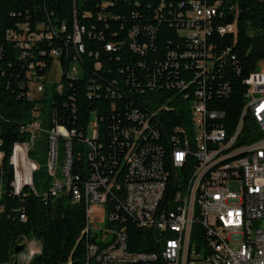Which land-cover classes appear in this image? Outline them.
I'll list each match as a JSON object with an SVG mask.
<instances>
[{
  "label": "built area",
  "instance_id": "1",
  "mask_svg": "<svg viewBox=\"0 0 264 264\" xmlns=\"http://www.w3.org/2000/svg\"><path fill=\"white\" fill-rule=\"evenodd\" d=\"M96 1L105 8L120 0ZM174 1L178 5L176 9L173 0H161L159 10L163 15L167 11L173 16L170 25H176L177 34L186 41V45L178 43L179 50H170L169 57L173 61L159 63L149 78L140 80L130 75L128 80L138 90L145 81L150 86L164 83L163 73L169 68L184 67L195 72L191 82L172 78L167 83L168 87L176 86L184 91L186 98L190 97L187 91L194 87L190 124L176 128L168 139V146L152 123L157 112L147 117L140 107H133L127 113V123L114 126L116 132L109 151L98 142L96 117L94 132L88 136L87 129L78 132L57 122L52 127L44 126L43 111L37 105L32 111V121L23 125L28 136L27 147L33 148L40 139L53 138V143L56 139H63L64 148H68V155H65L68 163L59 165V150H51V146H47L48 172L53 178L51 193H68L73 202H83L87 211L103 206L108 212L104 228H85L86 254L81 264H167V256H175V264H264V58L258 62L259 70H251L244 79L246 90L259 94L260 107L257 111H250L244 99L238 123L233 130H228L222 121L225 113L208 107L214 87L218 86L221 94L230 90L228 84L216 83L217 71L220 70L217 66L221 67L229 57L234 64L237 63L236 56L231 55V47L218 51L214 44L208 42V35L213 32V19L221 5H214V0ZM163 15L157 16L160 23L165 19ZM19 27L8 30L7 38H14L22 49V57L31 56V50L39 41L53 36V31L46 24H38L36 29L27 24ZM66 29L63 24L61 31ZM85 31L86 27L75 20L70 37L79 53L85 52L82 42ZM235 31L234 23L218 29L221 35ZM148 32L144 31V34L152 37L150 42H153V27ZM138 34L139 28L129 32L132 38L130 48L146 54L149 42L139 46L136 41ZM119 44L122 43H108L106 49L117 52ZM49 54L53 62L47 72H42L45 62H30L28 65L25 87L29 100L42 99L49 84L55 83L59 88L56 78H52L56 77L54 64H61V51L52 49ZM140 65L146 66L145 63ZM100 67L98 62L96 68ZM237 73H242L239 64ZM78 75V64H74L68 78L73 81ZM107 92L111 97H122L119 89L112 85ZM93 94L89 92L90 97ZM166 108L168 106L164 105L161 110ZM77 136L86 145L92 168L82 186L78 184L79 175L74 177L72 174L74 139ZM2 146L0 138V213L5 210L1 199L6 151ZM243 155H251V158L261 161L260 176L254 181H246L248 169ZM78 160H81V153ZM8 162L13 173L10 182L13 193L21 196L27 186L34 187V173L40 165L36 161L35 172H27V163L18 154L17 142L12 146ZM22 173H30V180H22ZM172 192H180V200H172ZM244 196L253 197L249 222H241ZM166 209H175V216H166ZM20 217L25 219V214L21 213ZM131 227L144 232L142 244L145 242L150 249H131L130 239L135 234ZM87 230H94V238H87ZM246 232H253L255 241H247ZM33 240L26 238L18 243L25 244V249L18 256L19 264H29L36 254L30 250ZM139 243V239L133 238L134 246H139ZM64 264L73 263L70 260Z\"/></svg>",
  "mask_w": 264,
  "mask_h": 264
},
{
  "label": "trees",
  "instance_id": "2",
  "mask_svg": "<svg viewBox=\"0 0 264 264\" xmlns=\"http://www.w3.org/2000/svg\"><path fill=\"white\" fill-rule=\"evenodd\" d=\"M173 2L176 9L177 2ZM160 4L161 0H120L102 8L96 0H0V138L6 151L1 199L5 210L0 213V264L13 262L15 245L26 238L35 239L41 245L40 252L33 256L29 264H64L70 260L73 264H81L87 243L84 230L92 227L83 202H73L68 193H51L53 178L47 163H39L40 167L35 172L38 152L35 146L31 149L26 146L28 136L23 126L32 121L35 106H41L44 126L52 127L57 122L78 132L86 131L94 112L98 120V142L105 145L106 151L114 141V126L127 123V113L134 108L140 107L147 117L157 112L152 123L159 129L167 146L176 128L190 124V101L194 87L187 91L190 97L186 98L184 91L176 86L168 87L167 83L172 78L191 82L195 77L194 71L184 67L169 68L163 73L164 83L150 86L145 81L138 90L128 81L130 75L140 80L149 78L156 72L159 63L173 61L169 53L179 50L178 43L186 45V41L177 34L176 25H170L173 16L167 11L164 15L160 13ZM214 5L221 6L213 19V32L208 35V42L214 44L218 51L231 47V55L236 56L237 63L234 64L229 57L221 67L217 66L220 70L217 71L216 83H226L230 90L221 94L218 92L220 88L214 87L208 107L224 112V126L233 130L241 117L245 95L249 91L244 79L251 70H259L258 62L264 58V1L223 0L222 3V0H214ZM158 15L165 16L161 23ZM75 20L86 27L82 41L84 53L77 51L70 37ZM231 23L236 24L234 33L219 34L220 27ZM23 24L32 29H36L38 24H46L53 31L52 38L39 41L31 50V56L27 57H22V49L14 38H7L8 30L20 29ZM63 24L67 28L65 31H61ZM150 27L155 31L153 42H150L152 37L144 34V31L149 34ZM135 28L140 30L136 36L139 46L149 42L146 54L130 48L132 38L129 32ZM111 42L122 43L117 52L106 49V44ZM52 49L61 51L59 88L55 83L49 84L42 99L29 100L25 87L28 65L30 62H45L42 72H47L53 62L49 54ZM42 50L47 54L40 53ZM98 62L101 64L99 69L96 68ZM140 63L146 66L142 67ZM74 64H78L79 75L72 81L68 75ZM238 64L242 67L241 74L237 73ZM111 85L119 89L122 97L109 96L107 89ZM90 91L94 93L92 97L89 96ZM164 105L168 108L161 110ZM42 141L38 140L35 145ZM60 141L63 142V139ZM15 142L18 143L20 158L27 163V172H35L34 187L27 186L21 196L15 195L10 185L13 173L8 159ZM85 149L86 145L77 136L74 139L72 174L74 177L79 175L80 186L92 171ZM79 153L81 160H78ZM22 180H30V173H22ZM21 213L25 214V219H21ZM131 229L135 233L130 239L131 249H150L145 242L142 244L144 232ZM87 238H94L93 230H87ZM133 238L139 239L141 244L134 246Z\"/></svg>",
  "mask_w": 264,
  "mask_h": 264
},
{
  "label": "bare ground",
  "instance_id": "3",
  "mask_svg": "<svg viewBox=\"0 0 264 264\" xmlns=\"http://www.w3.org/2000/svg\"><path fill=\"white\" fill-rule=\"evenodd\" d=\"M245 101L248 102V110L257 111L260 107V96L259 94H254L253 90H249L245 95ZM58 140L53 138H48L49 144L51 145V150H57ZM66 149V154L68 155V148ZM243 162H246V181H254L260 176L261 173V161L258 158H251V155H243ZM65 163H68V156H65ZM173 200H180V192H175ZM252 207H253V197L244 196L243 211H241V222H249L250 217H252ZM89 213V211H88ZM166 216H175V209H166ZM94 231V230H93ZM247 241H255V234L253 232H246ZM167 264H175V256H167Z\"/></svg>",
  "mask_w": 264,
  "mask_h": 264
},
{
  "label": "rangeland",
  "instance_id": "4",
  "mask_svg": "<svg viewBox=\"0 0 264 264\" xmlns=\"http://www.w3.org/2000/svg\"><path fill=\"white\" fill-rule=\"evenodd\" d=\"M53 70L55 72L56 70V77L52 78V80H54L56 78V83H58L60 81V76H61V70H60V66L58 64V62H56L54 64ZM54 74V73H53ZM95 114L92 113L91 114V121L89 122L88 126H87V135L91 136L94 132L95 129ZM40 138H42L43 136H39ZM35 150L38 152V155H36L35 160L38 163H41V165H45L47 163V157H48V153H47V146H51L49 144L48 138H45V140L42 141V143H37L36 145H34ZM57 150H59V155H58V164L62 165V163H65V152L66 149L64 148V144L63 142L58 140L57 143ZM31 149V147H28ZM61 192V191H60ZM98 205H95V207H97ZM107 217H108V212L107 210L101 206V207H97L95 208L93 211H89V223L90 225L94 228L96 227V229L98 228H104L106 223H107ZM98 231V230H97ZM100 233V230L98 231ZM31 251H35V253H38L40 251V243L36 240L31 241ZM30 255V253H29Z\"/></svg>",
  "mask_w": 264,
  "mask_h": 264
},
{
  "label": "water",
  "instance_id": "5",
  "mask_svg": "<svg viewBox=\"0 0 264 264\" xmlns=\"http://www.w3.org/2000/svg\"><path fill=\"white\" fill-rule=\"evenodd\" d=\"M25 249V244H16L14 247V252L16 254L12 264H19V254Z\"/></svg>",
  "mask_w": 264,
  "mask_h": 264
},
{
  "label": "crops",
  "instance_id": "6",
  "mask_svg": "<svg viewBox=\"0 0 264 264\" xmlns=\"http://www.w3.org/2000/svg\"><path fill=\"white\" fill-rule=\"evenodd\" d=\"M41 246V245H40Z\"/></svg>",
  "mask_w": 264,
  "mask_h": 264
}]
</instances>
